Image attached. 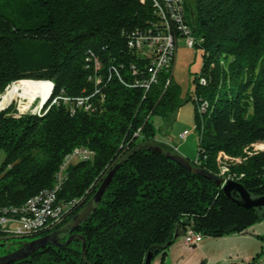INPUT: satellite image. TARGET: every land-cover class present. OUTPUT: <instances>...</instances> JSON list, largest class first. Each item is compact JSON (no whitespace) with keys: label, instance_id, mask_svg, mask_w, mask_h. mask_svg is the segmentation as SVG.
<instances>
[{"label":"trees","instance_id":"trees-1","mask_svg":"<svg viewBox=\"0 0 264 264\" xmlns=\"http://www.w3.org/2000/svg\"><path fill=\"white\" fill-rule=\"evenodd\" d=\"M184 22L203 56L194 77L203 120L197 157L187 163L262 196L264 0H185ZM162 28L151 0H0V94L22 79L53 84L39 112L17 114L14 104L0 111V208L19 207L51 188L73 148L94 152L66 168L58 199L80 201L52 232L93 202L88 213L64 227L58 244L1 264H144L148 252L164 257L178 228L222 236L260 218V208L239 206L155 141L151 118L174 113L178 86L171 64L147 91L129 86L149 76L151 59L128 48L127 40L137 30ZM79 95H90L92 111L70 113L61 101L49 106L54 97Z\"/></svg>","mask_w":264,"mask_h":264},{"label":"rangeland","instance_id":"rangeland-1","mask_svg":"<svg viewBox=\"0 0 264 264\" xmlns=\"http://www.w3.org/2000/svg\"><path fill=\"white\" fill-rule=\"evenodd\" d=\"M187 40L182 36L176 38L172 61L171 76L174 85L178 86L179 104L173 114L166 117L154 114L151 122L155 130V141L166 146L170 155L191 164L197 157L200 130L197 126L200 127L203 120L202 103L195 100L194 81V77L200 72L203 56L201 49L195 45L189 46ZM48 97L43 99V103ZM21 98L15 97L6 106L14 104L17 114L35 112L43 107L38 105V98ZM184 132L186 135L181 138L180 135ZM3 158L4 152L1 150L0 164ZM92 206L93 202H89L79 210L72 222L65 223L61 228L82 219ZM258 214L260 218L240 232L222 236L202 235L201 240L193 246L184 244L185 231L178 228L168 247L167 255L163 257L162 251H155L149 264H264V207L259 209ZM64 234L61 233L60 236ZM38 238H41V235L0 238V257L14 251L19 242H31Z\"/></svg>","mask_w":264,"mask_h":264},{"label":"built area","instance_id":"built-area-1","mask_svg":"<svg viewBox=\"0 0 264 264\" xmlns=\"http://www.w3.org/2000/svg\"><path fill=\"white\" fill-rule=\"evenodd\" d=\"M184 1L185 0H151L155 14L158 16L163 28L158 31H139L137 30L127 40V46L135 52L151 59L149 67V76L146 79L135 81L129 86L140 85L147 89L156 82L157 73L164 67L172 65L176 31L180 32L182 37H186L189 46H193L195 39L190 35L188 26L184 22ZM94 69L98 70L96 59L94 60ZM114 70H117L113 66ZM96 82L100 78L95 79ZM50 96V95H49ZM49 98V97H48ZM47 100V99H46ZM63 102L67 105L70 113L77 109L92 111L94 109L90 95H79L76 97L57 96L51 99L50 105ZM41 104L40 106H43ZM204 103H202V106ZM203 111V108H202ZM16 113H18L16 111ZM139 131V129H138ZM137 132L135 133V135ZM186 133L180 135L185 137ZM94 152L85 147H75L64 158V165L57 174L56 180L51 188H48L43 195L36 198H27L21 205L20 214L0 213V238L23 237L32 234L50 233L58 228L66 215L72 211L80 199L74 198L70 204L62 206H53V199H57L60 188V177L69 164L79 160H91ZM240 162V158L236 159ZM218 175V174H217ZM223 178V184L226 182ZM236 181V180H234ZM184 244L193 246L201 240L202 234L192 228L185 230Z\"/></svg>","mask_w":264,"mask_h":264},{"label":"water","instance_id":"water-1","mask_svg":"<svg viewBox=\"0 0 264 264\" xmlns=\"http://www.w3.org/2000/svg\"><path fill=\"white\" fill-rule=\"evenodd\" d=\"M50 83H51V90H52L53 84H52V82H50ZM43 102H44V100H42L41 104ZM6 107L7 106L1 108L0 111L5 109ZM168 157H170L172 160H174L176 163L180 164L182 167L186 168L187 170H193L196 174H199L205 178L213 180L216 185L221 187L223 193L228 198L235 201L239 206H242L245 208H251V207L262 208V207H264V195L259 196V197H252L250 195V193L242 186L241 183L234 181V180H227L223 184V178L217 174L210 173V172H208V171H206L200 167H191L187 162L183 161L181 158H179L177 156L168 154ZM112 173H113V170L107 175V177L100 184L99 188L97 189L96 193L94 194L93 201L95 203H97L99 201L102 193L104 192L108 182L110 181V179L112 177ZM232 191L237 192L238 197H233ZM56 235H58V232H52L49 235H46L44 237H41V238H38V239L31 241L26 246H21L12 252H9L8 254L0 257V264L5 262L9 258L24 257V256L28 255V253L30 251L37 249L43 245H47V244L56 245V244H58V240L56 238ZM71 238H72V236H69L68 239L65 241V243L62 245L69 243ZM151 258H152V253L148 252L147 256L145 258L144 264H149Z\"/></svg>","mask_w":264,"mask_h":264},{"label":"bare ground","instance_id":"bare-ground-1","mask_svg":"<svg viewBox=\"0 0 264 264\" xmlns=\"http://www.w3.org/2000/svg\"><path fill=\"white\" fill-rule=\"evenodd\" d=\"M50 91H51V83L49 81L22 79V80L13 82L6 91L0 94V109L8 105L15 97H19V98L22 97L24 99L27 97L31 100H36L38 98V101H39L38 105H40L42 100L46 96L49 95ZM40 109H37V111L35 112H39ZM63 165H64V161L62 162V164L59 166V169L57 170L56 178H57V174L60 173V170L62 169ZM65 170L63 172V175L60 177V188L63 185V180L65 177ZM221 170L222 172H224L227 169L226 167H222ZM227 179H230V177H227L225 180ZM47 189H43L39 191L37 194L31 196L30 198H36L39 195H43L44 192L47 191ZM72 201L73 199L67 202H61L59 201L57 197V199H53V206H62V204H70L72 203ZM20 212H21V205L19 207L0 208V213L20 214Z\"/></svg>","mask_w":264,"mask_h":264},{"label":"flooded vegetation","instance_id":"flooded-vegetation-1","mask_svg":"<svg viewBox=\"0 0 264 264\" xmlns=\"http://www.w3.org/2000/svg\"><path fill=\"white\" fill-rule=\"evenodd\" d=\"M65 228H60V229H58L56 232H58V235H56V237H58L59 235H60V232L62 231V232H64L65 230H64ZM68 230H66V232H67ZM15 249H17V248H15Z\"/></svg>","mask_w":264,"mask_h":264},{"label":"crops","instance_id":"crops-1","mask_svg":"<svg viewBox=\"0 0 264 264\" xmlns=\"http://www.w3.org/2000/svg\"><path fill=\"white\" fill-rule=\"evenodd\" d=\"M167 251H168V249H167ZM167 251H166V254H165V256L167 255ZM165 256H164V257H165Z\"/></svg>","mask_w":264,"mask_h":264}]
</instances>
